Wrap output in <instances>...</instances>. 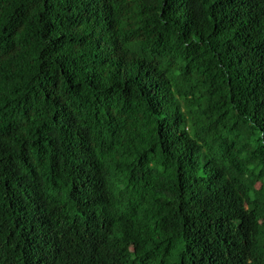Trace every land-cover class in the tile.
Here are the masks:
<instances>
[{
  "label": "trees",
  "instance_id": "16d2710c",
  "mask_svg": "<svg viewBox=\"0 0 264 264\" xmlns=\"http://www.w3.org/2000/svg\"><path fill=\"white\" fill-rule=\"evenodd\" d=\"M108 253L264 264V0H0V264Z\"/></svg>",
  "mask_w": 264,
  "mask_h": 264
},
{
  "label": "clouds",
  "instance_id": "9594fccd",
  "mask_svg": "<svg viewBox=\"0 0 264 264\" xmlns=\"http://www.w3.org/2000/svg\"><path fill=\"white\" fill-rule=\"evenodd\" d=\"M111 263H112V257L110 256L109 253L105 256V260L103 262L102 261L99 262V264H111Z\"/></svg>",
  "mask_w": 264,
  "mask_h": 264
}]
</instances>
